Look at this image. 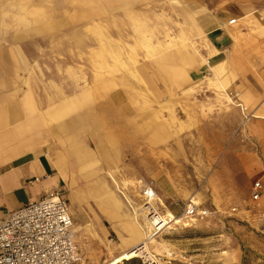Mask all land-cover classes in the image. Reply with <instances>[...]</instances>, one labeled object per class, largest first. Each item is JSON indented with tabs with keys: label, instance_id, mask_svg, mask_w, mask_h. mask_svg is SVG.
<instances>
[{
	"label": "rangeland",
	"instance_id": "1",
	"mask_svg": "<svg viewBox=\"0 0 264 264\" xmlns=\"http://www.w3.org/2000/svg\"><path fill=\"white\" fill-rule=\"evenodd\" d=\"M186 1L145 0L139 6L138 18L134 12L122 21L115 14L110 20L83 22L89 32L95 26L98 33L112 31L114 45L109 49L102 36L91 51L82 52L81 87L88 83L106 85L107 97H113V112L119 111L113 119L126 123L130 132V146L119 151L122 164L112 182L120 199L123 223L134 221L144 237L147 220L143 204L147 199L143 191L147 188L156 191L162 205L175 214L181 213L191 199L215 212L210 218L190 222L186 228L170 224L150 244L152 253L161 258L171 254L175 264H264V176H245L235 166L238 149L252 151L259 158L262 154L260 142L249 130L256 123L257 136L264 134V125L258 123L262 120L258 109L264 99H254L250 107L252 103L243 100L241 90L264 92V40L255 39L264 33V20L258 21L257 32L250 28L253 32L249 39L232 29L230 39L237 47L226 49L217 66L211 59L214 52L208 50V30L200 22L201 8L197 4L203 1L209 8L208 16L217 23L232 17L233 0ZM180 52L198 59L203 71L199 81L186 94L166 101L153 100L139 81L140 66ZM156 72L166 79L172 77L165 71ZM99 102L103 104L104 99ZM137 127L144 138L131 143ZM256 182L263 190L258 200H253ZM68 203L75 240L88 252L87 261L99 264L100 252L91 235L95 225L79 205ZM159 207L164 215L165 209ZM82 216L86 218L84 228L78 230L81 221L76 218ZM109 239L118 241L113 234ZM125 253L108 263L141 264L135 256L126 259Z\"/></svg>",
	"mask_w": 264,
	"mask_h": 264
},
{
	"label": "crops",
	"instance_id": "2",
	"mask_svg": "<svg viewBox=\"0 0 264 264\" xmlns=\"http://www.w3.org/2000/svg\"><path fill=\"white\" fill-rule=\"evenodd\" d=\"M144 3L145 0H0V218L59 191L67 202L79 205L95 225L91 235L100 252L99 264H109L122 252L132 250L144 240L147 231L143 237L134 221L123 223L120 199L112 186L113 176L118 175L122 164L119 151L130 146L128 126L113 119L119 111L113 112V97H107L106 85L88 83L81 87L82 52L91 51L102 36L112 50L113 34L109 30L98 33L97 26L89 32L82 23L110 20L115 14L120 15L117 19L127 20L134 12L138 18L139 6ZM232 3V17L217 23L208 16L210 11L203 1L197 4L201 8L200 22L208 30L207 35L204 33L208 50L214 52L211 59L217 66L226 49L237 47L230 39L232 29L249 39L253 32L250 28L257 32L258 21L264 20V0ZM233 19L235 25L228 26ZM87 33H93L94 38ZM258 38L264 40V33L255 37ZM140 67L139 81L155 101L191 91L203 72L198 59L186 52L168 54L152 65ZM156 70L172 77L167 80ZM241 91L243 100L252 103L250 107L254 99H264V92L255 88ZM258 116L262 119L258 123L264 125V102ZM138 127L132 132L135 139L131 143L144 138ZM255 127L256 123L249 131L260 142L261 158L252 151L238 149L235 153V166L251 178L264 176V134L259 138ZM262 190L263 187L260 196ZM152 191L155 205L163 206L165 216L181 214L162 205L156 191ZM70 215L74 225L71 210ZM86 218H76L81 221L78 230L84 228ZM111 234L117 243L109 239ZM75 244L82 261L93 264L87 261L85 247L76 240Z\"/></svg>",
	"mask_w": 264,
	"mask_h": 264
},
{
	"label": "built area",
	"instance_id": "3",
	"mask_svg": "<svg viewBox=\"0 0 264 264\" xmlns=\"http://www.w3.org/2000/svg\"><path fill=\"white\" fill-rule=\"evenodd\" d=\"M235 23L236 20H230L228 26ZM261 189L259 182L254 184L253 200H258ZM143 196L147 199L143 204L147 234L143 243L132 249L140 253L135 259L141 264H175L173 255L161 258L152 253L150 244L170 224L186 228L190 222L210 218L215 212L190 201L179 216L166 219L155 205L152 189H145ZM0 264H87L75 244L69 204L59 191L0 218Z\"/></svg>",
	"mask_w": 264,
	"mask_h": 264
},
{
	"label": "bare ground",
	"instance_id": "4",
	"mask_svg": "<svg viewBox=\"0 0 264 264\" xmlns=\"http://www.w3.org/2000/svg\"><path fill=\"white\" fill-rule=\"evenodd\" d=\"M197 203V202H196ZM167 215V214H166ZM168 218H170L171 219V217L170 216H167V218L166 219H168ZM165 219V220H166ZM144 220V219H143ZM145 230H146V228H145ZM146 234V233H145ZM143 242H140L139 244H142ZM139 244H137L136 246H134V248L135 247H137ZM140 255V253L137 251V249L136 250H130V251H128L127 253H125L123 256L126 258V259H128V258H132L133 256H135V257H138Z\"/></svg>",
	"mask_w": 264,
	"mask_h": 264
}]
</instances>
